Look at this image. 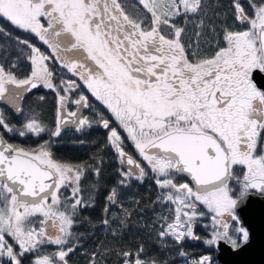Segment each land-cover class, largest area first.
Segmentation results:
<instances>
[{"label": "snow or ice", "instance_id": "1", "mask_svg": "<svg viewBox=\"0 0 264 264\" xmlns=\"http://www.w3.org/2000/svg\"><path fill=\"white\" fill-rule=\"evenodd\" d=\"M249 4L251 17L238 0L235 4L237 20L249 27L225 28L224 46L206 56L197 50L199 43L189 52L192 46L181 42L184 29L172 23L177 16L200 12L202 0H137L133 7L143 6L142 17L129 15L121 0H0V20L33 33L52 52L50 57L27 40H19L31 50L32 72L18 78L11 71L15 62L8 69L0 63V103L19 111L24 94L43 85L57 96V126L51 136H59L61 126L69 123L78 131L90 127L95 121L76 111L67 112L73 119H65L66 94L79 84L52 82L46 61L55 58L109 110L156 175L157 185L170 190L167 200L176 205L175 216L166 227L161 225V237L171 236L181 245L202 240L209 248L223 241L237 249L248 242L249 232L243 227L230 231L224 218L238 222L236 210L250 190L264 196V88L256 82V74H264V0H249ZM10 36L0 27V37ZM9 55L0 44V60L7 62ZM71 103L81 109L93 107L83 94ZM99 123L108 130V141L121 163L131 166L122 173L121 184L132 176L142 180L147 172L124 150L117 129L103 116ZM0 129L20 137L47 130L35 116L23 128H14L3 112ZM50 148L49 143L24 148L0 132V264H23L27 254L45 244L62 248L52 256H37L34 264H68L66 257L74 249L69 244L73 219L67 209L74 214L84 203L79 182L85 166L58 162ZM237 165L245 172L238 192L233 193L229 182L239 180L233 171ZM95 171L99 174L98 168ZM182 173L194 186L174 182V175ZM62 187L72 188L73 201L70 206L65 201L63 208ZM116 196L113 189L109 202L115 203ZM198 204L214 213L213 220L220 224L211 238L194 233L197 217L203 215L197 212ZM36 216L39 227L30 219ZM142 252V248L135 254L123 252L122 264H159L142 259ZM191 264H212V260L203 255Z\"/></svg>", "mask_w": 264, "mask_h": 264}, {"label": "trees", "instance_id": "2", "mask_svg": "<svg viewBox=\"0 0 264 264\" xmlns=\"http://www.w3.org/2000/svg\"><path fill=\"white\" fill-rule=\"evenodd\" d=\"M123 1L125 2V11L133 17H142L146 12L140 5L133 7V5H137L136 0ZM236 2L237 0H202L203 8L200 12L194 16L180 17L174 23L177 27L184 29L182 42L186 46L188 45L189 32L193 33V36H190L192 43L199 40L200 50L205 43L208 48H213L212 42L223 37L225 28L229 30L245 28L236 18ZM238 2L244 8L246 15L251 17L254 14L249 0H238ZM148 17H150V13ZM149 23L150 20H145V24ZM0 27L11 33L7 39L0 37V44L7 47L10 54L7 62L0 60V63H3L8 69L10 64L15 62L16 67L11 68V71L18 78L30 76L33 68L29 59L31 50L26 45L18 43L19 40H27L34 47H38L41 53L52 56L47 45L33 33L18 29L2 20H0ZM197 33L200 35L197 36ZM203 40L207 42H202ZM197 44L194 43L192 47L195 48ZM53 60L54 62L48 60L46 63L53 72L52 82L55 85L60 86L62 80L76 79V76L61 67L58 60L55 58ZM57 108L56 93L50 88L30 95L26 99L20 117H15L9 109L0 106V112H3L6 121L14 128H23L27 120L35 116L47 129L39 136L28 134L24 137L5 133L3 129H0V132L3 131L2 133L10 143L28 149H35L41 144L49 143L52 156L58 162L68 164L71 162L74 165L85 166L83 174V202L85 206L76 209L74 214L70 209L73 227L69 244L74 250L66 257L68 264H92L93 259L96 264H122L125 259L122 255L123 252L130 251L135 254L140 248L143 249L142 259L145 261L155 259L159 261V264H181L186 256L201 257L203 255H210L212 264H221L217 259L215 246L209 248L202 241H185L181 245L177 244L170 236L161 237L160 232L163 230L161 225L166 227L167 223L174 220L173 209L164 202V191L157 185L153 176H146L142 186L137 182L130 185H118L113 181L108 183L107 179L100 185L92 183L90 176L95 161L102 163L101 172L106 174L107 165L103 166L105 157L102 156L105 147L98 145L97 148H92L98 143L91 141L90 134L86 133H83L82 137L79 134L71 133L64 138V141L58 139L55 141L54 136H51L49 132L54 131L57 126ZM45 134L50 135L52 139L45 140ZM149 171L151 170L148 169L147 172ZM111 173L114 175L115 168H112ZM113 189L116 190L119 205L123 211L119 209L118 213L113 212L114 216L111 218L109 215L108 223L104 227L102 214L99 215V212L89 207L94 205L92 199L94 190H98L101 194H109ZM100 210L103 209L100 207ZM180 251H184L187 255L182 257L179 254ZM54 253V249L48 246L47 255L52 256ZM35 259L36 257L33 256L23 264H34Z\"/></svg>", "mask_w": 264, "mask_h": 264}, {"label": "flooded vegetation", "instance_id": "3", "mask_svg": "<svg viewBox=\"0 0 264 264\" xmlns=\"http://www.w3.org/2000/svg\"><path fill=\"white\" fill-rule=\"evenodd\" d=\"M135 2L137 3V0ZM121 3L124 6L125 2L123 0H121ZM140 6L143 9V6L142 5H140ZM143 10H145V9H143ZM238 22H241V21L238 20ZM241 24L243 25V27H245V28H243L244 30H246L249 26L247 23L241 22ZM243 29L242 30L233 29L232 31H243ZM166 35H170V34L166 33ZM183 36H184V33L181 34V38ZM190 36H193V33L188 32V45L190 44L192 46L194 43H199V40L192 43ZM181 42H182V39H181ZM202 42H207V41L203 40ZM182 43H184V42H182ZM203 45H204V47L201 50L200 49H197V50L200 51L203 55L212 56V55H214L215 51L219 49V47L224 46L223 37L219 38V39H215L212 42L213 48H208L206 43ZM193 49H196V47L195 48H193V47L188 48V51L191 52ZM49 50L51 52V49H49ZM50 61L54 62L53 58L50 59ZM74 80L79 84V87L76 88L75 91L66 94L69 97V99H68V101H66V109L65 110H66V112H69V111H76L77 112L78 105L71 103V101L77 99L80 94H83V95L88 97L89 104L92 105L93 107L92 108H84V112H83L82 117H86L89 120H93L95 122L92 123V125L90 127L85 126L83 130H79V131L77 130V128L65 129V130L61 129L60 135L54 136V140L56 141L58 139V140L64 141L65 140L64 138L68 134H71V133L79 134V135H81V137H82L83 133H86V134H90V140L91 141H93V142L96 141L98 143V144H95L94 146H92V148H97L98 145H102L105 147V151L106 150L107 151L106 152L104 151V154H102V156L105 157V160L103 161V166L107 165V167L105 168L106 174H103L101 172V170H102L101 164L102 163H98L97 161H95V165L93 167L92 174L90 176L91 182L96 184V185H100L101 183H103L107 179L108 183L113 181L114 183H117L118 185H130V184H134L135 182H137L140 186H142L144 183L145 177L148 175L153 176L154 180L156 181V179H157L156 175L152 171L147 172V170L150 169V167L147 165V162L143 161V158L140 157V155H139L138 151L135 149L132 141L127 138V133L115 121V119L112 117V114L109 112V110L100 101L96 100L95 97H93L91 95V93L88 91L86 86H84L83 81H81L78 76H76V79H74ZM45 89H49V88L44 87V90ZM61 94H65V93L62 92ZM57 107H58V105H57ZM93 109H95V110H93ZM101 116H103L104 119H109L111 122V126L115 127L117 129V131L120 133L122 139L124 140V150L129 155H131L134 159H136L138 162H141V166L145 168L147 175H145L142 180L136 179L135 176H132V177H129L125 181V183L121 184V181L125 179L124 176L122 175V173L127 171L129 168H127L125 166V164L121 163V159H120L116 149L109 143V141H108L109 132L107 129L103 128L102 123H99ZM56 118H57V116H56ZM5 133H7V132H5ZM30 134L32 136H37L34 133H30ZM98 136H101V137L97 139L96 137H98ZM48 138L52 139L50 137V135L45 134V140ZM82 143H84V142H82ZM69 163L70 164H68V163H64V164L77 166V165L72 164L71 162H69ZM97 168L99 169V174H97L95 171V169H97ZM112 168H115L114 175H112V173H111ZM233 171H234L235 176L239 177V180H237L236 178L232 179L229 182V187L233 189V193H236V192H238V190L240 188V182L243 180V175H244L245 169H243L242 166L237 165V166H234ZM161 179H162V177H161ZM83 180H84V175H82L81 180L79 182V187H80L79 196L82 199V201H83V197H84V190H83V182L84 181ZM174 182H176V183H189L190 184V182L182 174H175L174 175ZM71 189L72 188H70V187H62L60 189V192H59V195L61 196V198L66 199L65 196H68L69 193H71ZM163 191H164L163 200L165 203L169 204L170 207L173 209V217H174L175 216L174 209L176 208V205L167 200V194L169 193L170 190L163 189ZM250 192H251L250 196L264 198V196L260 195L258 193V191H256V190H250ZM63 193H65L64 196H63ZM110 194L111 193L101 194L98 190H94L93 196H92L94 205L89 207V208H92L93 210L95 209L96 212H99V215L102 214V221H103L102 225L104 227H106V225H107L104 223V221L109 220V215L111 218L114 216L113 212L118 213L119 209L122 210V208L119 205L118 196H116V202L115 203L109 202L108 196ZM173 194H175V193L173 192ZM82 206L84 207L85 204L83 203L81 206H78L77 209L79 207H82ZM100 207L103 210H100ZM106 208H107V211H105ZM197 212L198 213L202 212L203 215L197 217L196 223L193 226V230H194L195 235L199 236L201 238H211V235H212L214 228L210 225V223H213L212 219H213L214 213L209 212L208 209L204 205H199V204L197 207ZM236 213L238 216V222L231 221L227 217L224 218L225 220H228V222H229V225H230L229 230L230 231L236 227L245 228L243 221H242V218H241V215L237 212V210H236ZM68 214L71 215L70 212ZM36 217H38V216H36ZM30 219H32V217ZM38 221L39 220H37L35 223L36 227L40 226ZM215 224H216L215 226H217L218 229H220V224L217 222ZM72 227H73V225H72ZM188 241L192 242V240H187V242ZM9 242L12 243L10 238H9ZM193 242H195V241H193ZM196 242H199V241H196ZM241 244H243V243H241ZM47 245L48 244L42 245L38 252L27 254L24 261L30 260L33 256H35L37 258V256H40V254L47 255V247H48ZM24 261H23V263H24Z\"/></svg>", "mask_w": 264, "mask_h": 264}, {"label": "water", "instance_id": "4", "mask_svg": "<svg viewBox=\"0 0 264 264\" xmlns=\"http://www.w3.org/2000/svg\"><path fill=\"white\" fill-rule=\"evenodd\" d=\"M256 82L258 86L264 88V74H256ZM43 85L37 89H33L30 93L24 94V99L20 102V110L17 111L14 107L4 105L15 117H20L23 113L24 103L27 97L35 92L41 91ZM84 108L77 109L78 116H83ZM65 119H73L67 117L65 110ZM77 128L75 124L69 123L62 125L61 129H73ZM127 168L128 166L125 164ZM182 175L190 182L191 178L187 174ZM194 186V185H192ZM237 212L241 215L243 223L247 231L249 232V240L237 250L233 249L231 245L221 241L217 245L218 254L217 259L221 264H264V198L249 196L240 206L237 208Z\"/></svg>", "mask_w": 264, "mask_h": 264}, {"label": "rangeland", "instance_id": "5", "mask_svg": "<svg viewBox=\"0 0 264 264\" xmlns=\"http://www.w3.org/2000/svg\"><path fill=\"white\" fill-rule=\"evenodd\" d=\"M194 15H196V14H188L187 16H194ZM180 17H183V16H177V17H175V19L172 21V23H175V21H177ZM249 27V26H248ZM47 62V61H46ZM71 188V187H70ZM64 194L65 193H63V196H64ZM71 196H72V189H71V193H69V195L68 196H65V198L66 199H62L61 198V196H60V198H61V201H62V203H61V208H63L64 207V202L66 201V203L70 206L71 205V203L73 202L72 201V199H71ZM71 201V202H70ZM51 201L49 200V203H50ZM0 207H2V204H0ZM71 208L69 207L68 209H67V212L69 213H71V210H70ZM40 219V217L38 216V217H32V220L34 221V222H36L37 220H39ZM212 222L213 223H210V225L215 229V230H219L218 229V227L217 226H215L216 224V221H214L213 219H212ZM73 225V224H72ZM72 228V227H71ZM70 231H71V229H70ZM171 237V236H170ZM47 246H51L53 249H54V251H55V253L56 252H58L59 250H61V248H62V246H60V245H56V244H48Z\"/></svg>", "mask_w": 264, "mask_h": 264}, {"label": "built area", "instance_id": "6", "mask_svg": "<svg viewBox=\"0 0 264 264\" xmlns=\"http://www.w3.org/2000/svg\"><path fill=\"white\" fill-rule=\"evenodd\" d=\"M192 260H193V258H189V259L187 260V262H190V263H191Z\"/></svg>", "mask_w": 264, "mask_h": 264}]
</instances>
